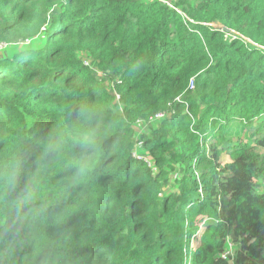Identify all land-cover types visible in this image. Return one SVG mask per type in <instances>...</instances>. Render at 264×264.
Here are the masks:
<instances>
[{"label":"trees","instance_id":"1","mask_svg":"<svg viewBox=\"0 0 264 264\" xmlns=\"http://www.w3.org/2000/svg\"><path fill=\"white\" fill-rule=\"evenodd\" d=\"M0 43V264H264V0H0Z\"/></svg>","mask_w":264,"mask_h":264},{"label":"clouds","instance_id":"2","mask_svg":"<svg viewBox=\"0 0 264 264\" xmlns=\"http://www.w3.org/2000/svg\"><path fill=\"white\" fill-rule=\"evenodd\" d=\"M85 120H90V112L86 110ZM57 136L49 141L46 145L45 150L49 149H61L65 145L69 144V142H78L81 144H91L93 140L91 138V134L81 129H75L73 131H69L64 126V121L61 119L57 129ZM99 153H97L96 158H90L89 160H75L69 159L65 167H74L76 169L75 173L70 176L68 179L62 181L58 186L50 189L55 195V197H66L68 194V190L70 187L79 184V183H87L90 179V173L95 167L96 159L98 158ZM3 171L0 173V177L3 179V185H0V199L3 198V192L8 190V186L13 184L14 178L17 172L22 167V161L13 160L11 162H6L3 164ZM43 167V166H42ZM37 188L35 186L28 187L23 189L20 192L21 199L19 200V205L27 204L33 199L37 197ZM2 224V221H0ZM39 251V249H37Z\"/></svg>","mask_w":264,"mask_h":264},{"label":"rangeland","instance_id":"3","mask_svg":"<svg viewBox=\"0 0 264 264\" xmlns=\"http://www.w3.org/2000/svg\"><path fill=\"white\" fill-rule=\"evenodd\" d=\"M168 1H172V0H168ZM221 28H224V27L221 26ZM224 29H225V28H224ZM11 51H12L11 47H10V46H7V44H6V46H5L3 49L0 50V58H2V56H6V53L9 54V55H11V53H12ZM83 58H84L87 62H89V59L86 57V55H84ZM157 123H158V119H154V120H152L151 122L140 121L139 123H137V125H136V127H135V129H136V133H137V137L139 138L143 133H147L148 130H149V128H150V126H152V125H156ZM242 137H244V135H242ZM136 152H137L138 154H141V155H142V153H143V155L146 154V153L143 151V148H142V144H141V143H139V144L137 145ZM151 161H152V160H151ZM221 162H222L223 164H225V163H227V162H230V157H229V155H228L227 153H224V154L221 156ZM173 190H174V186H173L172 184L169 185V186H167V188H166V191H168V192L173 191ZM259 190L262 191V192H264V184L261 185V187H260ZM202 225H203V224H202ZM203 229H204V226H202L201 230L198 231V232L195 234L196 237L194 238V240L192 241V244H191V247H192V248L195 249V248L198 246L199 241H200V236H201V234H202V232H203ZM229 242L231 243V241H229ZM234 250H235V246H234L233 244H232V245L230 244V245H229V251L234 252Z\"/></svg>","mask_w":264,"mask_h":264},{"label":"built area","instance_id":"4","mask_svg":"<svg viewBox=\"0 0 264 264\" xmlns=\"http://www.w3.org/2000/svg\"><path fill=\"white\" fill-rule=\"evenodd\" d=\"M6 46V44H4V43H0V50L1 49H3L4 47ZM86 63H88V62H86ZM194 82H195V78H192L191 79V81H190V89H193V87H194ZM165 115V113H158V114H156L154 117H151L150 119H151V121L152 120H154V119H161L163 116ZM150 121V122H151ZM133 156L136 158V159H138V160H142V161H145V162H147L148 163V165L149 166H152L153 165V162L150 160V159H148V157H146V156H144V155H141V154H138L136 151L133 153ZM194 240V239H193ZM192 240V241H193ZM229 243V245L231 244L232 245V243H230V242H228ZM191 244H192V242H191ZM194 249V248H193ZM233 252L232 251H229V248L222 254V257L224 258V259H226L227 257H228V254H232Z\"/></svg>","mask_w":264,"mask_h":264},{"label":"water","instance_id":"5","mask_svg":"<svg viewBox=\"0 0 264 264\" xmlns=\"http://www.w3.org/2000/svg\"><path fill=\"white\" fill-rule=\"evenodd\" d=\"M220 27H221V26H220ZM223 27H224V26H223ZM224 28H225V27H224ZM224 28H223V29H224ZM225 29H226V28H225ZM227 30H229V29H227Z\"/></svg>","mask_w":264,"mask_h":264}]
</instances>
